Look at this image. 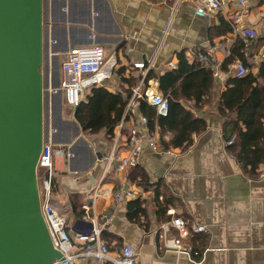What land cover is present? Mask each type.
<instances>
[{"label": "crops", "instance_id": "1", "mask_svg": "<svg viewBox=\"0 0 264 264\" xmlns=\"http://www.w3.org/2000/svg\"><path fill=\"white\" fill-rule=\"evenodd\" d=\"M243 9L247 12L243 23L254 36L251 43L260 47L264 44V0H247ZM236 40L241 38L232 33L221 14L199 17L191 4L177 0H43L41 72L49 84L60 83V63L71 49L99 46L104 51L103 68L94 84L85 89L83 101L93 88H102L124 99L131 93L128 106L141 82L147 86L155 81L158 88V76L176 69L182 54L185 61L192 52L209 54L210 63L220 64L221 78L200 64L211 71L213 79L205 95L198 100L191 95L179 99L185 110L206 125L203 132L192 136V144L184 150L163 148L159 128L151 130L147 121L148 131L157 133L158 150L144 147L137 166L106 180L102 188L123 187L137 193L116 209L110 196L95 200L91 216H111L101 233L111 252L128 244L137 252L138 264H264V166H259L256 177L244 172L227 144L231 126L219 112L221 94L234 73L232 64L225 70L223 65ZM139 63L151 64L145 75L134 68ZM250 64L256 74L258 69ZM149 71L153 77L147 79ZM60 97L53 99L58 103ZM136 100V107H126L111 135L82 132L72 109L75 124L62 118L54 124L52 142L69 147L71 156L55 160L52 199L67 212L73 239L81 228L83 206L91 202L90 193L102 176L104 159L115 141L121 150L132 129L139 126L137 105L141 99ZM163 136L166 141L170 133ZM67 138L72 146L64 144ZM134 202L144 213L130 217L129 204ZM175 219L188 232L181 239L182 248L198 254H191L192 260L167 248L161 238L165 225L169 227L167 237H178L171 226ZM197 227L204 230L193 232ZM81 264L95 263L86 260Z\"/></svg>", "mask_w": 264, "mask_h": 264}, {"label": "built area", "instance_id": "2", "mask_svg": "<svg viewBox=\"0 0 264 264\" xmlns=\"http://www.w3.org/2000/svg\"><path fill=\"white\" fill-rule=\"evenodd\" d=\"M177 2L191 4L195 15L199 17L221 14L231 26L232 33L241 38L244 44V58L254 64L255 69L264 62V44L254 47L251 43L254 37L253 33L243 23V18L247 16V12L243 9L247 0H177ZM208 58L209 54L194 52L185 57L187 62H198L203 67L210 68L215 78H221L220 64H212ZM104 62V51L99 46L71 49L60 63L59 86L51 90L50 94L62 92L65 104L75 110L84 100L85 89L94 84ZM150 65L139 63L134 64V68L145 75ZM168 65L170 68H175L173 62H169ZM230 68L231 71H234L231 78L242 77L249 72V69L238 61L233 63ZM155 83V81L154 83L150 82L149 85L144 86L141 82L134 90L133 99L129 102L127 109L136 107V99H142L155 110L157 117H166L169 112L168 98L160 93ZM137 115L139 126L132 129L130 139L123 142L121 150L116 147L115 141L110 154L104 159L102 176L90 193L91 202L83 206L84 215L80 220L81 228L77 231L74 239L69 232L65 214L54 204L52 199L55 160L69 159L71 156L69 147L58 146L52 142L51 137L54 130L50 131L48 141L43 143L36 165L40 210L51 244L61 255V259L54 260L52 264H81L86 260H92L95 264H138L137 252L130 245L123 244L118 251L111 252L106 243L102 241L101 233L110 224L111 216L100 215L98 219L90 214L94 210L96 198H109L110 196L116 209L125 199L137 196L134 191L123 187L118 189L102 188L111 174H122L127 169L137 166L139 155L144 147L153 151H157L159 148L157 133H150L146 126L147 119L141 114ZM227 144L231 145L232 141H228ZM99 220L102 221L101 224H99ZM171 226L178 231V237H167L169 227L163 226L161 238L164 245L179 254L186 255L189 259H191V254L198 255L189 248H182L181 239L188 235V232L183 229V222L175 219L171 222ZM192 230L198 233L204 229L197 227Z\"/></svg>", "mask_w": 264, "mask_h": 264}, {"label": "water", "instance_id": "3", "mask_svg": "<svg viewBox=\"0 0 264 264\" xmlns=\"http://www.w3.org/2000/svg\"><path fill=\"white\" fill-rule=\"evenodd\" d=\"M43 0H0V264L61 259L40 210L36 165L59 84L43 77ZM61 119V97L55 110ZM50 115V116H49ZM53 135V134H52ZM72 146L71 138L65 143Z\"/></svg>", "mask_w": 264, "mask_h": 264}, {"label": "trees", "instance_id": "4", "mask_svg": "<svg viewBox=\"0 0 264 264\" xmlns=\"http://www.w3.org/2000/svg\"><path fill=\"white\" fill-rule=\"evenodd\" d=\"M176 69L158 76L159 91L168 96L169 112L166 117H157L155 110L144 100H138V111L148 121V127L160 130L159 142L163 148L186 149L192 144V136L206 129L205 122L195 118L180 105V97L194 96L197 100L205 95L213 85L211 71L198 63L189 65L178 56ZM241 62L249 69L242 77L229 78L226 89L221 94L220 114L231 126L227 138L232 141L231 155L237 160L244 172L250 177H256L259 166H264V62L258 66L257 73L251 71L252 65L244 58V44L236 40L232 45L231 54L223 65ZM153 77L148 72L146 78ZM131 93L128 94L130 99ZM126 98V99H127ZM121 94H111L102 88H93L86 101H83L74 111V120L84 133L96 134L106 131L111 135L115 126L123 119L127 100ZM137 101V100H136ZM170 133L168 140H163V134ZM131 209V211H130ZM130 217L143 214L144 210L137 202L129 204Z\"/></svg>", "mask_w": 264, "mask_h": 264}, {"label": "rangeland", "instance_id": "5", "mask_svg": "<svg viewBox=\"0 0 264 264\" xmlns=\"http://www.w3.org/2000/svg\"><path fill=\"white\" fill-rule=\"evenodd\" d=\"M56 102L57 101L53 100L52 108H51V110L49 112V114L52 115V119L49 121L50 124H56V121H57L56 115H55L56 114L55 110H56V105H57ZM61 118H62V120L64 119V120L68 121L71 124H75V122L73 121L72 116H71V109H70L69 106H67L65 104L62 92H61ZM64 213L67 215V212H64Z\"/></svg>", "mask_w": 264, "mask_h": 264}]
</instances>
